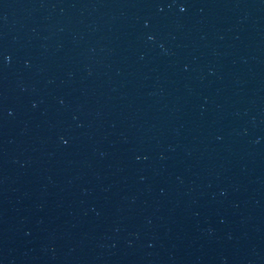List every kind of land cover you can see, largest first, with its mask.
<instances>
[{
  "label": "water",
  "instance_id": "1",
  "mask_svg": "<svg viewBox=\"0 0 264 264\" xmlns=\"http://www.w3.org/2000/svg\"><path fill=\"white\" fill-rule=\"evenodd\" d=\"M0 264H264V0H0Z\"/></svg>",
  "mask_w": 264,
  "mask_h": 264
}]
</instances>
